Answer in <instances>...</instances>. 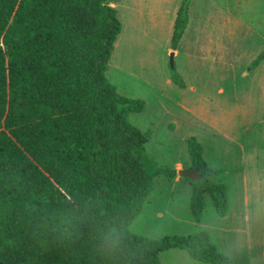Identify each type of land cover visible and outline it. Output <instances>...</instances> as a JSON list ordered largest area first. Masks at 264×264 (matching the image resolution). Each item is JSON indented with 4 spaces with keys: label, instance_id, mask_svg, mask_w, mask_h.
Instances as JSON below:
<instances>
[{
    "label": "trees",
    "instance_id": "1",
    "mask_svg": "<svg viewBox=\"0 0 264 264\" xmlns=\"http://www.w3.org/2000/svg\"><path fill=\"white\" fill-rule=\"evenodd\" d=\"M119 0H0V264H161L168 250L207 264L229 259L201 231L149 239L129 231L159 178L178 173L147 153L151 135L129 118L142 100L106 77L123 26ZM184 0L173 25L176 50L189 25ZM264 61V52L250 70ZM171 80L185 86L176 69ZM190 210L209 198L229 214L227 189L211 179L195 138L187 142Z\"/></svg>",
    "mask_w": 264,
    "mask_h": 264
},
{
    "label": "rangeland",
    "instance_id": "2",
    "mask_svg": "<svg viewBox=\"0 0 264 264\" xmlns=\"http://www.w3.org/2000/svg\"><path fill=\"white\" fill-rule=\"evenodd\" d=\"M184 0H119L123 30L106 72L124 97L145 109L130 123L151 135L149 156L171 170L190 171L188 140L204 150L215 184L227 189L229 214L209 198L199 222L190 210L189 183L159 178L129 231L149 239L205 232L229 264H264V0H192L189 27L176 50L173 25ZM185 86L171 80L170 54ZM256 68V69H258ZM161 264H207L180 249Z\"/></svg>",
    "mask_w": 264,
    "mask_h": 264
},
{
    "label": "water",
    "instance_id": "3",
    "mask_svg": "<svg viewBox=\"0 0 264 264\" xmlns=\"http://www.w3.org/2000/svg\"><path fill=\"white\" fill-rule=\"evenodd\" d=\"M174 66H175L174 65V53H171L170 54V68L174 69ZM178 175L180 177H182V178L189 179L192 182H196V181H199L201 179L197 169H193V170H190V171H186V170L179 171Z\"/></svg>",
    "mask_w": 264,
    "mask_h": 264
},
{
    "label": "crops",
    "instance_id": "4",
    "mask_svg": "<svg viewBox=\"0 0 264 264\" xmlns=\"http://www.w3.org/2000/svg\"><path fill=\"white\" fill-rule=\"evenodd\" d=\"M188 27H189V25H188ZM188 27H187V28H188ZM186 31H187V30H186ZM185 33H186V32H185ZM261 68H262V67H260V68H258V69H255V70H257V72H258L259 70H261ZM211 182H213V178L211 179ZM213 183H214V182H213Z\"/></svg>",
    "mask_w": 264,
    "mask_h": 264
}]
</instances>
